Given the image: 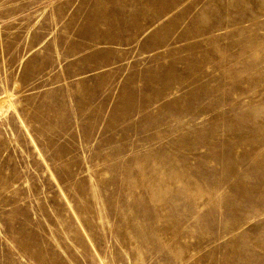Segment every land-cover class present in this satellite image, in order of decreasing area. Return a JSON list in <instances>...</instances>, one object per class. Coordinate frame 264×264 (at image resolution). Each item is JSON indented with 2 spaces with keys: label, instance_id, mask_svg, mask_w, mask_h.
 <instances>
[{
  "label": "rangeland",
  "instance_id": "374dc122",
  "mask_svg": "<svg viewBox=\"0 0 264 264\" xmlns=\"http://www.w3.org/2000/svg\"><path fill=\"white\" fill-rule=\"evenodd\" d=\"M0 264H264V0H0Z\"/></svg>",
  "mask_w": 264,
  "mask_h": 264
},
{
  "label": "bare ground",
  "instance_id": "6f19581e",
  "mask_svg": "<svg viewBox=\"0 0 264 264\" xmlns=\"http://www.w3.org/2000/svg\"><path fill=\"white\" fill-rule=\"evenodd\" d=\"M1 104L7 108L14 107L13 102L6 97L1 98Z\"/></svg>",
  "mask_w": 264,
  "mask_h": 264
}]
</instances>
